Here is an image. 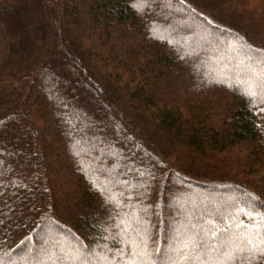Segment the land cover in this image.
Masks as SVG:
<instances>
[{
	"label": "trees",
	"instance_id": "1",
	"mask_svg": "<svg viewBox=\"0 0 264 264\" xmlns=\"http://www.w3.org/2000/svg\"><path fill=\"white\" fill-rule=\"evenodd\" d=\"M134 3L0 0V264H264V0Z\"/></svg>",
	"mask_w": 264,
	"mask_h": 264
},
{
	"label": "rangeland",
	"instance_id": "2",
	"mask_svg": "<svg viewBox=\"0 0 264 264\" xmlns=\"http://www.w3.org/2000/svg\"><path fill=\"white\" fill-rule=\"evenodd\" d=\"M134 153H136V155L138 154H140V152H138L137 151V149H135L134 150ZM112 157H113V159H112V161H117V160H122L121 159V157H119V156H116L115 154H113L112 155ZM144 157H147L146 155L144 156ZM149 176H150V179H152V180H154V172H149ZM92 183L95 185V186H98V185H100L98 182H97V180L96 179H94V180H92ZM98 187H100V186H98ZM106 189H109V188H106ZM105 189V190H106ZM107 200L108 201H112L113 203H114V209H120V208H122V204H123V202H125V203H127V205L128 206H131V207H133V199L131 198V197H121V198H118V199H116V198H113V197H108L107 198Z\"/></svg>",
	"mask_w": 264,
	"mask_h": 264
},
{
	"label": "snow or ice",
	"instance_id": "3",
	"mask_svg": "<svg viewBox=\"0 0 264 264\" xmlns=\"http://www.w3.org/2000/svg\"><path fill=\"white\" fill-rule=\"evenodd\" d=\"M148 0H136V3L133 4V7H136L137 3H142L145 6L147 5ZM142 9L137 8V11H140ZM225 260L223 262V264H231V262H233L235 260V250L233 251H225Z\"/></svg>",
	"mask_w": 264,
	"mask_h": 264
}]
</instances>
